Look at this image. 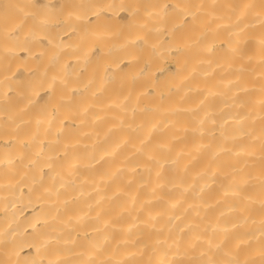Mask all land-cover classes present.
<instances>
[{
    "label": "bare ground",
    "instance_id": "obj_1",
    "mask_svg": "<svg viewBox=\"0 0 264 264\" xmlns=\"http://www.w3.org/2000/svg\"><path fill=\"white\" fill-rule=\"evenodd\" d=\"M7 9L0 264H264V0Z\"/></svg>",
    "mask_w": 264,
    "mask_h": 264
},
{
    "label": "rangeland",
    "instance_id": "obj_2",
    "mask_svg": "<svg viewBox=\"0 0 264 264\" xmlns=\"http://www.w3.org/2000/svg\"><path fill=\"white\" fill-rule=\"evenodd\" d=\"M3 1L4 2H8V1H10V0H0V18H2V17H4V16H6L4 13L6 12V14H8L7 13V11H6V9H7V7H8V9H13V7L14 8H16L17 7V5H18V0H14V1H12L11 3H9L8 4V6H7V4H3ZM3 4V5H2ZM211 4H212V2H211ZM5 5H6V7H5ZM4 8V9H3ZM1 9H3V10H1ZM7 9V10H8ZM9 11V10H8ZM2 15H4V16H2ZM50 66H51V64H50ZM167 66L169 67V66H173V62L172 61H168V63H167ZM52 67V66H51ZM51 70V69H50ZM50 73L51 74H53L52 73V71H50ZM31 112H35V109H31V108H28V107H26V108H24V109H22L21 111H18V114H22V115H29Z\"/></svg>",
    "mask_w": 264,
    "mask_h": 264
}]
</instances>
